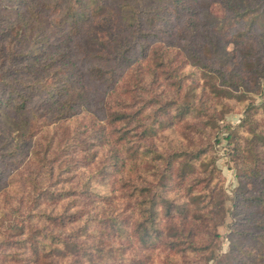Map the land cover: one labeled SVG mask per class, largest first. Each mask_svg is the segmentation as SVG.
Segmentation results:
<instances>
[{
    "label": "trees",
    "instance_id": "16d2710c",
    "mask_svg": "<svg viewBox=\"0 0 264 264\" xmlns=\"http://www.w3.org/2000/svg\"><path fill=\"white\" fill-rule=\"evenodd\" d=\"M116 1L118 31L107 42L112 74L124 78L101 104L106 124L93 123L81 141L86 127L71 131L79 118L68 116V103L73 95L87 103L99 90L56 81L55 59L69 63L64 44L90 33L86 20L105 1L0 0V69L17 61L22 80H33L13 85L0 75V209L9 219L0 264H264V106L246 98L264 79V0H141L140 11L135 0ZM185 16L177 48L166 47L160 34ZM16 24L23 31L15 40ZM88 44L106 41L94 34ZM84 49L85 64L99 71L92 61L104 57ZM159 64L165 81H153ZM245 68L253 87L242 81ZM36 95L47 113L66 116L37 137L28 115ZM238 103L244 118L228 139L244 136L234 149L239 186L229 250L217 255L225 203L212 140Z\"/></svg>",
    "mask_w": 264,
    "mask_h": 264
},
{
    "label": "rangeland",
    "instance_id": "374dc122",
    "mask_svg": "<svg viewBox=\"0 0 264 264\" xmlns=\"http://www.w3.org/2000/svg\"><path fill=\"white\" fill-rule=\"evenodd\" d=\"M97 3V0H95ZM99 1H105V5L103 9L98 10L95 16V13L92 12L90 19L86 20V22L91 21L92 25H89L87 27L90 28V33L83 39L77 42V45H75V40L65 43L64 47L67 50L69 63L64 64L63 61H61L59 58L55 59V70L57 72V80L61 84L67 83V81H77V84L80 85L86 92L88 91V88H92L93 84L96 85L97 89L99 90V96L94 97L92 100H87L85 102L78 100L75 98V96L72 93V102L68 103V116H72V118H79L78 123L75 125L74 128H71L72 132L80 131L82 132V127L79 128L80 123L85 125L86 130L85 132L80 135H78V138L81 141H86L89 139V134L86 132L94 123L97 125H105L107 122V112L104 111V109L101 107V104H106L108 101V94L113 90V85L117 83L119 85V82L122 81L124 78V75L117 71L115 76L112 74V71L114 70V64L113 60H111V47L109 46L107 40L110 39V34L114 35L118 30L116 29L118 26L119 21V13H118V2L116 0H99ZM129 4H135V8L140 11L142 2L141 0H135L130 2ZM146 5L145 3H143ZM162 7H166V3H161V10H163ZM44 10H40V12L47 18H50L52 15V12H43ZM216 11L215 13H218L220 16V12L218 10L214 9ZM167 15V14H166ZM165 17V18H164ZM161 20L164 21L166 19V16H164ZM189 16L183 17L179 23L175 19H171L170 23L172 25L173 29H170L167 31V33H161V39L162 43L168 47V46H175L177 48L176 44L180 43V39L175 37L176 30L183 26L181 23H183ZM110 21L113 23V27L110 24ZM85 25V24H84ZM83 25V26H84ZM23 28L21 24H16L13 34L14 38L20 39L22 34ZM172 31V33H171ZM96 34L100 41L103 39L106 41V46L103 48H95L94 45L88 44V40L90 39L91 35ZM226 37H230V33L226 34ZM231 38V37H230ZM229 40L227 39L225 42L227 43L228 49L234 44V40L232 38ZM58 39V38H56ZM18 41V40H17ZM160 43V42H159ZM84 45H87L89 47H92L95 49L93 53H97L101 55L103 58L102 61L93 60V67H97L99 71L91 70V68H88V60L87 55L85 54ZM148 45V44H146ZM149 48L152 47V45H148ZM12 48L9 44L6 48V53L11 52ZM234 54V53H233ZM233 57L238 58V54L235 53ZM10 60V59H9ZM87 61V64H85V61ZM159 61V60H156ZM169 65H175L174 62L171 60L167 62ZM5 64V63H4ZM240 69L239 62H232L230 67ZM159 74H157V77L153 81H165V76L168 75L164 67L159 64ZM23 69V68H21ZM19 67V63L15 61L13 64L5 65V68L0 69V75H3L5 78V81H12L13 85L15 84V81H33L32 79L27 80L26 77L30 76L32 77L31 73H28L25 75L24 79L22 80V73H26V71H21ZM247 68L244 69L246 71ZM33 75H35L34 71L30 70ZM107 71V72H106ZM248 74H246V79L242 81H247L249 86L253 87V74H251L250 70L248 69ZM110 73V74H107ZM260 85L257 90H252L250 93L247 94V101H251L254 105L257 106H264V79L260 78L258 80ZM101 84H99V83ZM119 89H116V92ZM38 92H36L37 94ZM112 93V92H111ZM32 102L28 104V115L31 121V124L33 125V135H36V137L46 130L47 128L53 127V123H59L62 119H64L66 116L61 115L60 113L54 111L50 114L47 113L45 109V103L40 100L39 95L34 96L32 99ZM100 100L99 102H97ZM262 113H264V108L262 110ZM244 118L243 110L240 108V105H238L225 115H223L218 121H217V131L216 134L212 140V153L213 157L216 161V167L219 170V180L221 182V188H222V194L221 197L218 198V200H223L225 203V220L222 225H220L217 228V232L220 235L219 243L217 244L218 247L215 251L217 255L225 254L229 250V237L228 234L230 232V224L232 223V203L234 200L235 192L238 189L239 182L237 177V169L235 167V164L233 162L234 159V149H235V141L239 140L242 141L243 134L240 133L234 137V139H228V136L234 131V128L239 125ZM264 120V117L263 119ZM56 125V124H55ZM29 157V156H28ZM27 158L24 159V157L21 158V164L19 166L20 170H25V168L28 166H25L27 164ZM60 159V156H58ZM22 159H24L22 161ZM20 163V162H19ZM16 167L13 165L10 169L13 171V168ZM15 172V171H14ZM54 178H57V174H54ZM6 184V182H5ZM117 187V185H115ZM119 194V191L115 192V195L117 196ZM119 213V211H118ZM124 223L127 226L131 225V221L128 220L126 217L121 218ZM9 226V219L7 217H4L2 214V211L0 209V231H5L6 228ZM98 226V225H97ZM94 226L89 227V229H92ZM99 227V226H98ZM109 229V228H108ZM27 231V229H26ZM30 231V230H29ZM7 231H5L6 233ZM17 236H15L16 238ZM6 238V236H5ZM9 239H5L7 241ZM12 242V240H11ZM13 248V247H12ZM163 252L162 249L158 250V253ZM145 256V255H142ZM158 261H161V258H158Z\"/></svg>",
    "mask_w": 264,
    "mask_h": 264
}]
</instances>
